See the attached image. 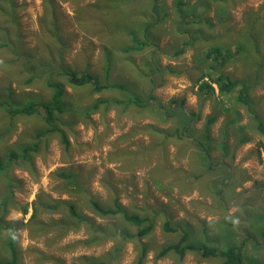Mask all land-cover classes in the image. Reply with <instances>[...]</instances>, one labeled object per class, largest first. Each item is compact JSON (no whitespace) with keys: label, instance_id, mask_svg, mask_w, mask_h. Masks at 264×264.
<instances>
[{"label":"rangeland","instance_id":"1","mask_svg":"<svg viewBox=\"0 0 264 264\" xmlns=\"http://www.w3.org/2000/svg\"><path fill=\"white\" fill-rule=\"evenodd\" d=\"M157 2L156 12V0H0V200L7 199L0 216L16 225L19 264H136L142 247L141 264L221 263L222 256L194 249L182 257L158 253L185 231L183 245L240 247L242 264H264V134L214 83V93L198 88L199 74L212 73L209 66L220 59L206 58L204 35L211 33L231 43L222 69L247 80L245 93L264 127V25L249 36L250 60L234 42L246 19L264 17V0H186V15L210 20L188 30L174 0ZM191 34L196 40L176 54ZM33 67L36 78L26 83ZM44 68L64 84L65 110L56 122L67 133V147L59 133L43 131L38 111L8 112L50 98ZM64 68L124 83L132 102H146L151 92L156 104L128 103L127 90L73 87ZM102 98L121 103L95 108ZM248 140L261 142L248 152ZM33 143L36 149L23 156ZM51 198L55 211L41 204ZM115 198L129 214L152 220V230L139 236L120 213L100 216L90 203L116 208ZM69 203L85 220L64 232L59 222L51 227L52 220L71 219ZM32 204L36 216L29 220ZM0 226V258H7L10 227L2 220Z\"/></svg>","mask_w":264,"mask_h":264},{"label":"trees","instance_id":"2","mask_svg":"<svg viewBox=\"0 0 264 264\" xmlns=\"http://www.w3.org/2000/svg\"><path fill=\"white\" fill-rule=\"evenodd\" d=\"M186 0H174L172 2V8L174 9V12L176 15L180 17L181 20V25L184 26V29L188 30L186 28V25H189L191 23L198 24V23H205L206 21H210L208 18L204 16H191L192 13H187V15L184 12V6H185ZM164 5V12L165 14L169 13V9L167 4L163 3ZM158 2L156 0V7L155 5L152 6L153 10L156 9V12L158 11ZM261 19H264V17H261L258 19L257 14H253L250 18L246 19L244 27L237 33V39L234 41L236 43V49L237 51L244 52L245 57L247 60H250V55L247 53V44L249 39V36H253L252 33L255 35L254 30L257 28H260L264 25V21H259ZM162 20L161 16L156 17V21ZM150 26V25H149ZM208 29H212V25L207 26ZM183 30V29H182ZM196 36L194 35H189V39H185L183 41L184 47L179 48L176 51V54L182 53L185 50V47L188 46L189 44L191 45L195 40ZM205 41L207 42L209 48L207 50V55L206 58H209L210 56H213L215 60L218 58L219 61H214L215 65H210L209 69H211L212 73H210L208 70L203 71L199 74L198 78L201 80L200 83H198V88L200 91H205V92H212L214 93L215 87L213 83L217 87V91L220 95H231L235 99V103L238 105L240 104L245 108L247 113L250 114L252 119H255L257 121V128L259 131L264 134V127L262 125V122L258 120L257 112L254 110L252 107V101L248 97L247 93V87L249 86L247 83V80L244 78L240 77H233L231 74L223 71V66L229 61L230 55L232 54L230 52L229 46L231 43L226 44L225 42H228L226 39H222V37H217L214 34L209 33V35H204ZM213 41L212 45L209 44V41ZM135 42H138V40H135ZM219 43V44H217ZM257 46V45H256ZM226 51L227 53H224ZM260 56H263L262 54ZM218 67V68H217ZM38 70L33 67L31 72V76L26 79V83H29L31 80H34L36 78V72ZM43 71H46V75L44 77L45 84L50 88L51 90V95L50 98L44 102L41 103H36V102H31L28 103L26 102L24 105H21L20 107H11L8 109V112L16 113V112H22L25 114H30L32 110L38 111V113L41 116V119L45 122L46 127L44 128L43 131L45 132H54L56 131L60 135V140L62 145L67 147L69 145V139L67 136V133L65 130L60 128L57 124L58 116L59 114L63 113L65 110V104L62 99V96L64 94V84L61 83L58 80H54L52 77L54 75V72L51 70H47L46 68L43 69ZM62 74L67 76L68 79L67 81L69 84H71L73 87H82V86H88L89 84L91 85V91L93 93H99L103 90H107L110 88H115L118 90H127L128 92V97L130 92L128 91L126 85L124 83H112V82H107L104 81L101 83L99 80L95 78V76L90 73L89 71H84L81 73H78L76 71H72L70 69L64 68L62 71ZM50 77L51 80L47 81V78ZM204 77L208 79H204ZM57 81V82H55ZM236 92L235 94H233ZM25 94V93H24ZM28 94H25L27 96ZM136 100L132 102L129 97L128 103H133L136 106H145L146 104H151L155 103L156 104V97L149 92L147 96V101L142 102L137 100V97H135ZM108 103L110 102H115V103H121L120 99H114L113 101H109L107 99H97L95 100L94 107L98 108V106L102 103ZM120 101V102H119ZM172 102H177L176 99L172 100ZM178 103V102H177ZM1 104V103H0ZM175 104V103H174ZM109 104H106L108 106ZM156 108V107H155ZM155 112V109H154ZM240 117V112L238 110H234V119ZM215 119V116H211L208 118V122H211L212 120ZM207 129H205L206 135L208 134L209 128L206 126ZM36 149V144L33 143V145H26L22 149V155L26 156L27 152L30 150H35ZM12 156L15 155V153L11 154ZM0 171H3V165L0 164ZM58 176L60 177H65V176H70V174H64L61 172L57 173ZM65 175V176H64ZM75 187H77V184H75ZM53 201H43L41 204H43V208L46 210H53L55 211L58 207L57 201H54V199L51 198ZM7 202V199H2L0 200L1 204H5ZM90 203L94 211L99 214L100 216H105L107 214H117L120 213L123 218H125L127 221L132 223L133 225L137 226V234L139 236H143L148 234L152 228H153V221L150 220L147 216L140 217V215L131 213L129 214L127 211H125L120 203L118 202V199H114V203L116 208H105V207H100L98 202H96L93 199H90ZM33 211L32 214L30 215L29 220H34L36 216V206H33ZM22 211L26 213V206L23 207ZM68 213L71 217V219H65V220H52L51 227H55L56 223H60V227L62 228V232L66 230L67 227H74L76 224H79V221L85 220V217L80 215L77 210L74 208L73 205L69 203L68 205ZM0 220L3 222L7 223L8 228L10 227V230L7 233V238L5 239V245H6V250L8 251V256L7 258H0V264H19L20 263V256L16 247V225H14L13 222H8L7 220H4L3 215L0 216ZM43 225H48L47 223H44ZM39 226V225H38ZM39 228H41L39 226ZM169 228V227H166ZM42 229V228H41ZM0 231H1V226H0ZM187 238V231L183 233V236L176 242H170L169 244H166L164 247H162L161 250H159L160 255H164L170 251H173L175 254L178 256L182 257L187 249H194V250H199L201 255L205 257L209 256H222V261L220 264H242V254L240 251V247H227L226 249L219 250L218 248H207L205 246H195V245H183L182 242ZM146 251L145 247L141 248V254L138 257V260L136 264H141L143 261L144 253ZM88 264H104V259H98L96 261L90 259V263Z\"/></svg>","mask_w":264,"mask_h":264},{"label":"crops","instance_id":"3","mask_svg":"<svg viewBox=\"0 0 264 264\" xmlns=\"http://www.w3.org/2000/svg\"><path fill=\"white\" fill-rule=\"evenodd\" d=\"M190 130H191V132H193L194 131V129L193 128H190ZM249 142H248V145H247V147H246V151H248V152H251V151H253V149H255V144L256 143H260L261 141L260 140H248ZM264 150V149H263ZM228 166H231V164L230 165H228ZM231 169H235V167L232 165L231 166ZM207 171V170H206ZM208 172V171H207Z\"/></svg>","mask_w":264,"mask_h":264},{"label":"bare ground","instance_id":"4","mask_svg":"<svg viewBox=\"0 0 264 264\" xmlns=\"http://www.w3.org/2000/svg\"><path fill=\"white\" fill-rule=\"evenodd\" d=\"M263 89V88H262ZM116 195V194H115Z\"/></svg>","mask_w":264,"mask_h":264}]
</instances>
